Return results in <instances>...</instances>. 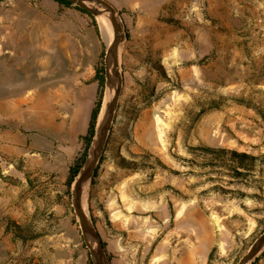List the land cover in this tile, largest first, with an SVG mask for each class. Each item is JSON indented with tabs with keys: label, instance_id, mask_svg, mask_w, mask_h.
Masks as SVG:
<instances>
[{
	"label": "rangeland",
	"instance_id": "rangeland-1",
	"mask_svg": "<svg viewBox=\"0 0 264 264\" xmlns=\"http://www.w3.org/2000/svg\"><path fill=\"white\" fill-rule=\"evenodd\" d=\"M107 1L125 28L123 84L97 175L166 176L178 187L165 186L169 196L195 201L183 224L153 214L147 225V242L169 253L164 264H181L188 250L205 247L207 260L199 254L194 264H238L264 232V22L259 35L252 33L264 0ZM78 9L54 0H0V264H92L72 206L76 177L69 182L85 140L75 158L51 160V133L36 128L40 111L28 115L25 100L34 86L71 77L96 89L95 103L101 94L96 132L112 30L104 37L107 20ZM55 98L43 97L45 105ZM86 115L85 109L78 122ZM99 185L92 180L84 210L105 248L103 239L127 234L95 198ZM134 253L123 264H162ZM252 264H264V250Z\"/></svg>",
	"mask_w": 264,
	"mask_h": 264
},
{
	"label": "crops",
	"instance_id": "crops-1",
	"mask_svg": "<svg viewBox=\"0 0 264 264\" xmlns=\"http://www.w3.org/2000/svg\"><path fill=\"white\" fill-rule=\"evenodd\" d=\"M260 6L263 8V2L260 3ZM262 15H264L263 11L256 15L257 30L256 33L252 32L254 34L259 35L263 30V27L259 28L264 22ZM262 36H264L263 33ZM76 84L79 82H74L70 77L42 89L41 86H34L35 90L32 91L31 98L25 99L29 105L31 103L26 111L28 115L40 111V115L36 114L34 117L36 128L42 127L41 131L47 129L51 133L53 144L51 152L54 155L51 160L75 158L80 138L84 140L88 132L92 110L95 106L96 89L89 91L87 86L82 87ZM55 87L56 90H53ZM53 95L57 98L45 105L43 97L48 96L50 98ZM85 102H87L86 106ZM43 109L45 111H41ZM85 109L87 110L85 120L78 122L79 114ZM106 168L109 166L107 165ZM99 170H102V166L100 169L97 167V173ZM106 173L107 171H104L103 175L93 177L95 180L97 178L100 180V185L93 190V193L97 200L104 202V209L110 217L108 220L113 222L114 228L127 234L123 241L115 238L103 239L106 244V252L112 257L111 263L123 264L125 259H134V252H138L137 257L140 261L144 260V263L147 262V258L151 262L153 258L159 257L160 263L164 264V259L170 257L169 253L165 252V246L154 247L147 242L146 231H152L147 229V225L149 227L152 221H155L153 214L164 216V222L173 221L175 225L183 224V220L187 219L185 216L188 212L187 208H190L191 204L195 207V201L189 202V205H184L175 196H169L168 190H164V187H178L177 181L174 182L166 176L160 175L154 180H144V175L129 172L126 174V172L119 171V173L115 172L114 179L109 181ZM191 215V221L194 219V223L200 231L201 222L196 219V213ZM136 224H138L137 227L134 226ZM194 231L193 229V234ZM134 240L136 242H133ZM184 247L182 245L180 248H183L184 251ZM185 249L187 248L185 247ZM209 253V247H205L204 250L200 248L188 250L187 256L181 264H194L199 254V261L204 263ZM187 261L188 263H186Z\"/></svg>",
	"mask_w": 264,
	"mask_h": 264
},
{
	"label": "water",
	"instance_id": "water-1",
	"mask_svg": "<svg viewBox=\"0 0 264 264\" xmlns=\"http://www.w3.org/2000/svg\"><path fill=\"white\" fill-rule=\"evenodd\" d=\"M88 12L93 17L107 20L113 32L106 53V102L102 119L89 148L85 163L79 170L72 188V206L78 219L81 233L89 250L92 264H110L101 238L89 221L84 210V198L89 189L94 172L104 152L111 125L122 91V76L119 67V50L125 40L124 24L116 8L107 0H63ZM109 88V90H108ZM109 91V93H108ZM264 250V232L254 241L238 264H252Z\"/></svg>",
	"mask_w": 264,
	"mask_h": 264
},
{
	"label": "trees",
	"instance_id": "trees-1",
	"mask_svg": "<svg viewBox=\"0 0 264 264\" xmlns=\"http://www.w3.org/2000/svg\"><path fill=\"white\" fill-rule=\"evenodd\" d=\"M55 2H58L59 4L62 5H66V6H72L71 3H68L66 1L63 0H54ZM81 12L86 13L83 10L78 9ZM104 68L103 65L100 68L96 69V79L99 81V87L100 90L103 89V85H104ZM99 94V98L97 99L95 106L92 110V114H91V118H90V123H89V128H88V132L86 137L84 138L85 140V149L83 151V154L81 155L80 158H78L74 164V166L70 169V176H69V182H71L74 177L77 176L79 170L81 169V167L83 166V164L86 161L87 155H88V149H89V144L91 142V139L93 138L94 134H95V125L97 122V117L101 108V98H100ZM97 175V168L94 172V176L95 177Z\"/></svg>",
	"mask_w": 264,
	"mask_h": 264
},
{
	"label": "bare ground",
	"instance_id": "bare-ground-1",
	"mask_svg": "<svg viewBox=\"0 0 264 264\" xmlns=\"http://www.w3.org/2000/svg\"><path fill=\"white\" fill-rule=\"evenodd\" d=\"M101 28H102V33H103V36L105 37L106 35H109V34H111V28H110V26H109V24L108 23H106V22H104V21H102L101 22ZM112 37H113V32H112V36H110V38L109 39H107L108 40V42H107V44H109V42L112 40ZM48 48V47H47ZM108 90H109V88H108ZM108 93H109V91H108ZM176 100V99H175ZM176 101H178V100H176ZM176 103V102H175ZM177 104V103H176ZM178 105V104H177ZM176 105V106H177ZM175 107V106H174ZM179 107V106H178ZM102 117H103V115H102ZM102 117H101V119H102ZM101 121V120H100ZM160 122V121H159ZM158 127V126H157ZM161 128V127H160ZM159 129V128H158ZM162 130V129H161ZM180 214V213H179ZM214 218V217H213ZM216 219V218H215ZM215 221V220H214ZM188 242V241H187Z\"/></svg>",
	"mask_w": 264,
	"mask_h": 264
}]
</instances>
